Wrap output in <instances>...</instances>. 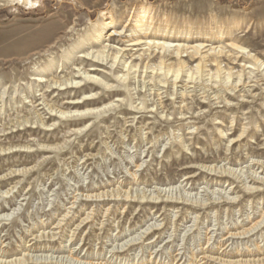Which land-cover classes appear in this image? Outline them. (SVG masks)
Wrapping results in <instances>:
<instances>
[{
    "label": "rangeland",
    "instance_id": "1",
    "mask_svg": "<svg viewBox=\"0 0 264 264\" xmlns=\"http://www.w3.org/2000/svg\"><path fill=\"white\" fill-rule=\"evenodd\" d=\"M145 5L147 30L172 45L136 46L115 63V50L107 61L87 55L101 49L92 35L108 15L119 30ZM175 43L225 48L193 58ZM55 79L63 84L50 87ZM255 161L264 162V0H0L3 259L72 248L87 264H214L199 261L201 248L233 262L264 257ZM153 222L143 246L119 248ZM41 231L56 235L32 239Z\"/></svg>",
    "mask_w": 264,
    "mask_h": 264
},
{
    "label": "bare ground",
    "instance_id": "2",
    "mask_svg": "<svg viewBox=\"0 0 264 264\" xmlns=\"http://www.w3.org/2000/svg\"><path fill=\"white\" fill-rule=\"evenodd\" d=\"M163 19L167 20L166 17H164ZM153 21H154V18L152 16V14L150 13V7L148 5L141 6V8L139 10H137L133 15H131L127 19V21L122 25V27L119 30L115 28V23H114L113 19L111 18V16L108 15V17H106L103 20L102 24L98 27L99 29H96V31L94 32V35H92L94 37L93 41H98L99 45H102L100 47L101 49H99V52L91 51V52L87 53V55H90L94 59L97 58V59H100L101 61H107L109 54H111V52H113L115 50L116 55L113 58V59H115L114 60V63H115L118 60V56H119V58H121V60H123V57L125 56V54H127V51L129 49L131 50L132 48H134L136 46H142L146 50H152L154 52L156 50H161V52L164 51L166 48H168L170 45H172L171 42L168 41V40H170V36L169 35L164 36V34H159V33H151L149 30H147L148 27L153 26L152 25ZM165 25H167V24H165ZM123 31H131L130 34H127L129 37L125 40V43H127V44L124 43V45H122L121 47L114 49L115 47L110 45V42L112 40H116V39L120 38ZM160 38H164V39H160ZM105 41H107V42L104 43ZM188 48H191V52H193V58H199L200 56L202 58H204L208 54L219 55L225 47H223V46H211V45H208L205 43H200V44L193 45L192 47H187L186 45L178 43L175 46L176 55L177 56L180 55L182 52L185 51V49H188ZM100 54H101V57L99 56ZM200 66H201V64H197V68H200ZM129 68L130 67L127 68L128 73H126V75L129 74ZM93 69H95V68H92L90 70H93ZM82 73L84 75L83 78L84 77L85 78H92L93 77L87 71H82ZM178 74H179V70L174 75L173 82L177 81ZM33 79L37 82H40V81H43V76H36ZM64 83H66V84L70 83V85H68L69 87H75L76 85H78L79 82H75L74 80H72L70 82L68 79H65ZM62 84L63 83H60L59 80L55 79V80H52V84L50 85V87L55 86V85L60 86ZM73 103H77V102H73ZM58 113L62 114L63 111H58ZM261 163H262V165H261ZM254 164L258 165V167H260V168H262V170H264V162L255 161ZM252 172H254V171H252ZM260 181H264V177L259 176V174H256L254 172V175L250 176V182L260 183ZM255 188L257 189V187H255ZM103 195L108 196V192H104ZM84 196L87 200H91V197H93L94 195H85L84 194ZM77 198L78 197H75L74 200H76ZM95 198H97V197H95ZM95 198H92V199H95ZM224 198L229 199L227 196H225ZM177 199H182L181 200L182 202H183V200H187L183 197H177ZM170 203L172 204L173 202L170 201ZM72 204H74V203H72ZM69 207L71 208V206H69ZM4 215L7 216V214H1L0 217H3ZM66 215H67V213H65L63 215V217L65 218ZM60 220L61 219H59L58 222L56 223L55 228L59 227L58 225H60ZM85 220H86V217L80 219L79 222L75 225V228L73 230H71V229L69 230V233L66 235L68 237V239L67 240L65 239L64 241H70L73 238V236L75 235V230L79 229L81 224L85 223ZM260 222H261V220H259L258 222L252 223L250 227H248L247 229H245L242 232H240V231L239 232L226 231V235L224 238L227 240H230V239L233 240V238H241L245 234L254 230L259 225ZM155 225L156 224H154V222H153V224L146 226L143 230H141L137 234V236L130 237L127 240H125L123 243H121L119 248L121 249L124 246H128L127 249L129 250L132 247V245L136 244V240H139V239H141V242H139L140 246H143V241L146 239L145 237H147V235L152 231L150 229L153 228ZM52 228H54V227H52ZM55 235H56L55 232H49V231L42 232L41 231L39 234H34L33 237L32 236L31 237H32V239H37L38 241H40V240L44 241V240H49V239L52 240ZM142 238H143V241H142ZM210 239H211V236L208 237V240H210ZM223 243L221 245H223ZM28 246H29V244L24 245V247H28ZM146 246H147L146 248H148L149 246L152 247L154 245L152 242H148ZM75 247H77V246H75ZM24 249H27V248H24ZM113 249H115V248H113ZM73 250H74V248L67 250L66 252H68V253L66 255L63 254V255H56V256H52V254H43V255L42 254H31L30 252L25 251L21 257H14V258H11L9 260L3 259L4 257H1L2 256L1 255L0 256V264H28V263L34 262V261L35 262L36 261H49L52 263L64 262L67 264H84V263L87 264V262H83L82 260H79L78 258H81V257H79V253H77V251H73ZM62 251H65V250H62ZM199 253H200L199 261H203L205 263L209 262V263H214V264H264V260H263L264 257L251 258L249 260H246V259L241 260L240 259V260L233 262V260H224L221 257L223 254L221 256H216V257L209 254V252L206 250V248H204V249L201 248ZM177 255H174L172 257L173 261L177 260V257H176ZM136 256H137V254L135 255V257ZM151 256H152V253L149 255V257L151 258ZM82 257L87 258V256H85V257L82 256ZM149 260L150 259L141 260L138 262H140V264H152V262L149 263ZM196 262H198V260Z\"/></svg>",
    "mask_w": 264,
    "mask_h": 264
}]
</instances>
